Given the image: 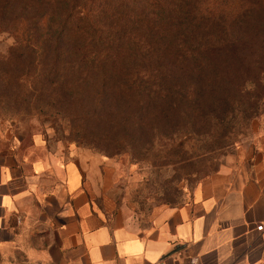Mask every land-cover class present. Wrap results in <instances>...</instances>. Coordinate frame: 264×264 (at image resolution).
Segmentation results:
<instances>
[{
    "label": "rangeland",
    "instance_id": "1",
    "mask_svg": "<svg viewBox=\"0 0 264 264\" xmlns=\"http://www.w3.org/2000/svg\"><path fill=\"white\" fill-rule=\"evenodd\" d=\"M145 1L0 0V149L27 150L36 138L50 153L96 156L109 169L99 200L134 225L184 203L204 177L264 156V79L251 82L264 73V0L245 3L253 7L241 77L228 72L218 83L209 61L161 76L157 58L126 39L111 47L119 59L106 56L110 33L145 35ZM205 8L225 13L232 4L208 0ZM159 84L153 95L145 90ZM254 90L263 96L248 120L242 110Z\"/></svg>",
    "mask_w": 264,
    "mask_h": 264
},
{
    "label": "crops",
    "instance_id": "2",
    "mask_svg": "<svg viewBox=\"0 0 264 264\" xmlns=\"http://www.w3.org/2000/svg\"><path fill=\"white\" fill-rule=\"evenodd\" d=\"M108 182L91 154L50 153L36 138L0 149V264H264L262 153L204 177L146 224L99 200Z\"/></svg>",
    "mask_w": 264,
    "mask_h": 264
},
{
    "label": "trees",
    "instance_id": "3",
    "mask_svg": "<svg viewBox=\"0 0 264 264\" xmlns=\"http://www.w3.org/2000/svg\"><path fill=\"white\" fill-rule=\"evenodd\" d=\"M246 1L230 0L232 8L226 9L224 13L219 10L209 12L205 8L208 0H146L149 12L145 17V35L143 37L134 33L123 35L119 31H114L108 35L109 39L106 38L107 43L103 51L108 52L106 55L108 58L116 61L119 59L120 49L114 51L111 47L130 40L131 43L139 46L148 61L157 58L161 65L158 71L161 76L163 74L164 77L171 76L172 72L189 62L198 69L209 61L213 82L218 83L222 76L226 77L229 74L233 78L241 77L244 38L242 29L245 15L252 12L253 7L251 2L246 5ZM260 76L262 77L252 75L251 82L256 86L260 85L264 73ZM132 86L136 91L140 89V85L132 84ZM212 86L216 89L215 83ZM145 90L153 95L163 88L159 84L146 87ZM261 97L254 90L249 108L242 110L245 119H252L257 113ZM262 100L264 102V99ZM138 103L142 104L140 100ZM175 104L176 102H172L167 112L176 110ZM226 109L232 111L233 106L228 103ZM224 116L219 118V122L228 126L232 119L225 120L226 116ZM231 116L233 117L232 113ZM166 118H169L168 113Z\"/></svg>",
    "mask_w": 264,
    "mask_h": 264
},
{
    "label": "built area",
    "instance_id": "4",
    "mask_svg": "<svg viewBox=\"0 0 264 264\" xmlns=\"http://www.w3.org/2000/svg\"><path fill=\"white\" fill-rule=\"evenodd\" d=\"M263 228L262 225H257L256 226V229L261 231ZM197 263V260L196 259H190L189 262L187 264H196ZM151 264H165L163 261H157V262H154V263H151Z\"/></svg>",
    "mask_w": 264,
    "mask_h": 264
}]
</instances>
